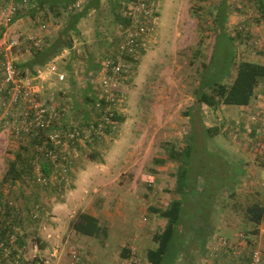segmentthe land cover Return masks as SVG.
<instances>
[{"label": "rangeland", "instance_id": "374dc122", "mask_svg": "<svg viewBox=\"0 0 264 264\" xmlns=\"http://www.w3.org/2000/svg\"><path fill=\"white\" fill-rule=\"evenodd\" d=\"M88 1L78 0L72 8ZM147 1L157 7L155 32L145 47H134L136 66L121 87L126 94L121 121L108 134L84 127L97 117L85 98L93 92L91 79L110 49L109 38L119 32L116 14H123L128 1L100 0L89 8L77 24L72 47L36 66L34 73L25 69L22 75L23 67H14L24 82L17 92L3 80V63L14 66L29 59L32 46L42 47L56 36L65 13L32 12L26 2L6 22L2 10L17 1L0 0V264H149L146 251L155 247L153 235L166 223L152 208H165L178 198L179 162L167 159L168 149H182L190 136L199 157L224 159L241 166L244 174L234 192L225 188L219 193L205 245L189 242L175 264H251L254 251L264 264V218L254 226L244 217L248 204L264 206V158L251 152L244 127L235 130L247 110L202 105L193 123L188 116L212 55L221 0ZM226 6L224 30L234 46V64L224 80L229 85L239 61L264 57V18L251 0H226ZM51 61L64 74L62 80L51 72ZM203 126L213 130L211 136H204ZM23 158L30 168H20ZM12 161L21 178L3 181ZM44 162L51 164L47 176L41 170ZM217 169H208L215 180L224 173ZM78 212L96 216L106 236L75 232L70 222ZM5 226L9 230L1 236Z\"/></svg>", "mask_w": 264, "mask_h": 264}, {"label": "trees", "instance_id": "16d2710c", "mask_svg": "<svg viewBox=\"0 0 264 264\" xmlns=\"http://www.w3.org/2000/svg\"><path fill=\"white\" fill-rule=\"evenodd\" d=\"M76 1L33 0L32 12L37 10L64 12L65 16L62 15L65 17V22L56 36L50 39L46 45L42 47L32 46L30 48V58L21 64L16 63L14 65L15 68L23 67L22 75H24L25 69L34 73L36 66H42L50 59H54L62 50L70 49L73 45V39L79 35L78 22L87 14L89 8H96L100 0H90L77 10L71 7ZM251 1L255 2L260 15L264 18V0ZM217 8L215 16L217 34L212 55L209 63L204 68L197 88L194 90V102L188 114L192 123L200 113L202 105L210 108H217L220 105H248L254 96L255 88L264 78V63L241 60L236 65L232 82L229 85L224 83V80L230 77L231 68L234 64V46L233 37L224 30L227 15L226 0H221ZM116 18L120 23V27L125 28L127 26L129 18L124 15V12L122 15L116 14ZM110 44L108 42V49L111 47ZM123 55L126 63H132V72L137 59L130 57L128 54ZM89 66H93L91 60ZM99 67L100 62L98 69ZM85 101L91 103L93 108L95 99L92 96L86 97ZM93 114L97 117L101 115L95 109H93ZM118 116L115 115V119L119 122L121 117L118 118ZM91 124L96 129V119L95 121L88 120L84 127L90 129ZM202 129L205 137L212 135L211 131L213 130L211 128L203 126ZM192 131L191 135H193ZM196 147V142H193V137L190 136L187 144L182 149L177 150L172 146L168 149L167 159L179 162L175 184L178 198L171 200L165 208H152V211L164 218L166 223L161 231L153 235L155 247L146 251V259L149 264H175L176 259L184 253L183 251L189 242H197L200 247L204 246L212 231L210 217L215 211V205L220 196L219 193L225 188L229 189L231 193L234 192V185L240 181L238 177L244 174L241 166L229 162L226 164L224 159H219V161L212 160V157L202 159L199 154L197 155V152L194 153L198 149ZM208 152V155H216L210 151ZM18 159L20 160V154H18ZM205 161L208 162V165L205 164ZM16 164L17 161H12L9 164L8 172L3 177V181L10 180L14 182L16 179L21 178ZM31 165L28 158H23L20 168H30ZM50 165L48 162L41 165V170L46 176L51 171ZM215 166H219L224 170L223 175H220L218 180L213 178L215 175H208L209 171L219 172ZM228 175H230L229 179H227ZM244 217L252 225L258 226L264 218V206L257 201L248 204L244 209ZM70 227L79 234L95 238L105 237L107 234L106 227L100 224L99 219L87 212H78L71 220ZM187 228H189V232L186 231ZM7 230H9L8 227H3L1 236L7 234Z\"/></svg>", "mask_w": 264, "mask_h": 264}, {"label": "built area", "instance_id": "2783aa9c", "mask_svg": "<svg viewBox=\"0 0 264 264\" xmlns=\"http://www.w3.org/2000/svg\"><path fill=\"white\" fill-rule=\"evenodd\" d=\"M4 1V0H3ZM17 3H10L3 11V19L9 22L16 15L18 5L26 2L32 4L33 0H16ZM150 3H153L150 1ZM147 0H130L126 4L124 15L129 18L125 28L120 27L115 38H109L111 43L110 49L107 50L100 60V67L95 72V76L91 79L93 92L91 96L95 99L93 109L97 110L101 115L96 117L97 127L107 130L111 134L118 126L115 115H119L123 109V103L126 99L125 90L126 82L131 77V63H126L123 54L130 57L134 54V47L143 48L147 45L149 38H152L155 32V24L157 23L158 14L157 7H151ZM78 0L71 7H78ZM5 10V11H4ZM153 41V40H151ZM113 42V43H112ZM254 45L259 44V40H254ZM55 61H51L50 70L55 73L59 79L64 78V74L56 70ZM3 80L12 84L17 92L23 89V79L18 78L17 72L11 62L3 63ZM20 83V85L18 84ZM29 85V80L25 81ZM11 87V88H12ZM260 93L256 97L255 104L247 107L245 118H238L235 125L244 127L247 133L255 132L254 136H248L249 148L251 152L259 157L264 158V78L259 83ZM32 91L36 90L35 86H31ZM9 92V91H8ZM0 99H2V89L0 88ZM16 99V96H14ZM1 101V100H0ZM4 105V103H3ZM90 129L95 130L93 124ZM88 129V130H90ZM110 131V132H109ZM236 137V134H234ZM263 140V141H262ZM264 186V181H263ZM261 256L258 251H254L251 255V264H260Z\"/></svg>", "mask_w": 264, "mask_h": 264}, {"label": "crops", "instance_id": "0c3cea01", "mask_svg": "<svg viewBox=\"0 0 264 264\" xmlns=\"http://www.w3.org/2000/svg\"><path fill=\"white\" fill-rule=\"evenodd\" d=\"M250 61H254V62H258V63H264V57H260L259 55L255 56V55H252L251 56V59H249ZM254 96L251 100V102L248 104V105H245V106H234V105H221L220 108L222 107L223 108H226L230 111H235V110H244L246 109L247 110V107H251L253 104H255V101H256V97H258L259 93H260V87H259V84L257 85V87L255 88L254 90ZM191 99L194 100V97L193 95L191 96ZM251 136H254L255 135V132L253 131L252 133H250ZM244 154V153H243ZM246 155V154H245ZM224 226H226V223L224 224Z\"/></svg>", "mask_w": 264, "mask_h": 264}]
</instances>
